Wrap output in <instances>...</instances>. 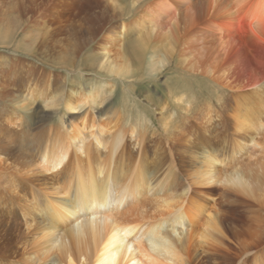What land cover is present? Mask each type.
<instances>
[{
  "label": "bare ground",
  "instance_id": "obj_1",
  "mask_svg": "<svg viewBox=\"0 0 264 264\" xmlns=\"http://www.w3.org/2000/svg\"><path fill=\"white\" fill-rule=\"evenodd\" d=\"M26 1L20 7L34 16L36 3ZM67 6L66 31L78 49L76 56L83 53L87 70L96 59L107 77H134L126 96L159 112L162 133H154L148 144L141 130L124 127L120 116L109 115L104 123L112 150L120 148L122 154L132 137L138 156L159 149L169 154L191 128L193 142L178 148L192 158L191 164L203 167L194 183H218L233 193L264 198V0H68ZM164 66L178 74L172 77L175 86L157 97L144 75ZM76 90L73 99L38 98L66 109L92 108L103 101L113 107L108 89ZM81 133L57 132L36 154V168L61 172L70 150L82 146ZM92 139L98 150L103 148L106 137ZM164 157V164L183 162ZM95 168L83 179L76 176L72 204L55 203L51 214L60 229L55 222L41 228L43 242L30 264H181L177 246L189 222L181 210L189 186L178 190L166 174L149 178L142 164L120 172ZM161 207L170 208V220L152 221L149 209Z\"/></svg>",
  "mask_w": 264,
  "mask_h": 264
},
{
  "label": "rangeland",
  "instance_id": "obj_2",
  "mask_svg": "<svg viewBox=\"0 0 264 264\" xmlns=\"http://www.w3.org/2000/svg\"><path fill=\"white\" fill-rule=\"evenodd\" d=\"M22 3L27 1L0 0V264H30L43 242L38 234L41 228L55 222V228L60 229L51 209L56 202L73 203L77 175L83 179L98 166L120 172L134 164H142L154 180L166 174L178 190L189 186L181 209L189 222L183 242L177 246L181 264H264V198L233 193L218 183H194L203 167L191 164L192 158L178 148L193 142L191 128L186 129V137L177 139L169 154L159 149L138 156L137 141L132 137L122 154L120 148L112 150L104 123L109 115L120 116L124 127L141 130L143 143L148 144L150 137L162 133L161 122L156 121L159 112L147 108L144 100L126 96V87L136 81L134 77H107L96 59L90 63L93 70H87L83 53L76 56L78 49L66 31L68 0H34L38 7L34 16L20 7ZM167 70L164 66L155 74L144 75L157 97L175 86L172 77L178 73ZM77 88L82 92L108 89L107 100L113 107H105L103 101L92 108L66 109L63 104L45 102L52 95L73 99ZM33 110H39L35 117ZM10 119L15 123L7 124ZM77 129L82 132L83 144L79 150H70L65 168L59 173L40 172L35 166L39 149L57 132L75 134ZM93 135L106 137L103 148L95 147ZM162 156L170 157L167 162L171 158L183 162L164 164L166 157ZM169 209L150 208L148 214L152 221L170 220Z\"/></svg>",
  "mask_w": 264,
  "mask_h": 264
}]
</instances>
